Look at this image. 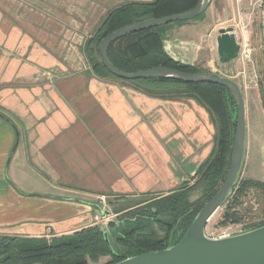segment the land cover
I'll list each match as a JSON object with an SVG mask.
<instances>
[{"label":"crops","instance_id":"1","mask_svg":"<svg viewBox=\"0 0 264 264\" xmlns=\"http://www.w3.org/2000/svg\"><path fill=\"white\" fill-rule=\"evenodd\" d=\"M153 1L0 0V235L53 237L96 226L100 198L112 213L125 211L193 184L212 156L216 126L197 100L153 97L97 77L86 57L109 11ZM197 21L174 26L164 41L173 60L193 67L196 39L207 31ZM253 33L259 76L242 91L240 175L264 182L261 13Z\"/></svg>","mask_w":264,"mask_h":264},{"label":"trees","instance_id":"2","mask_svg":"<svg viewBox=\"0 0 264 264\" xmlns=\"http://www.w3.org/2000/svg\"><path fill=\"white\" fill-rule=\"evenodd\" d=\"M198 2L155 0L126 3L108 12L85 46L86 57L97 77L131 84L153 97L193 98L208 110L217 130L214 152L192 178L193 184L188 182L166 195L146 196L139 205L115 211L117 226L108 228L110 245L105 240L104 228L98 225L53 237L0 235V264H99L104 258L111 259L107 264H116L148 252L168 249L183 239L203 207L222 188L230 168L237 120V104L232 94L226 88L210 83L185 84L155 78L132 82L120 80L107 71L99 52L101 42L108 35L131 24L183 14L194 9ZM204 15L191 21L200 20ZM191 21L176 22L118 39L109 48V60L117 69L130 73L158 67L185 73L203 72L173 60L164 48L169 31ZM194 195L199 196L194 200ZM251 195L257 199L256 204L243 209ZM223 206L221 227L240 225L245 214L250 213L253 218L255 211L261 215L259 219H264V182L238 178ZM262 226L264 222L254 224L249 231Z\"/></svg>","mask_w":264,"mask_h":264},{"label":"water","instance_id":"3","mask_svg":"<svg viewBox=\"0 0 264 264\" xmlns=\"http://www.w3.org/2000/svg\"><path fill=\"white\" fill-rule=\"evenodd\" d=\"M213 0H199L197 6L183 14L161 19L146 20L128 25L103 39L99 46L102 62L114 77L132 82L142 79L176 80L185 84L210 83L226 88L237 104V120L230 168L222 188L203 207L183 239L175 246L156 252L131 257L116 264H264V226L228 238H209L206 228L210 219L223 206L232 187L237 182L244 158L246 137L245 99L240 85L228 77L214 73H185L172 68H152L130 73L112 65L109 48L118 39L152 28L168 26L176 22L191 21L205 14ZM241 45L237 42L234 29H221L217 38L219 62L228 66L241 57ZM116 221L104 228L106 242L110 245L108 228L114 229Z\"/></svg>","mask_w":264,"mask_h":264},{"label":"rangeland","instance_id":"4","mask_svg":"<svg viewBox=\"0 0 264 264\" xmlns=\"http://www.w3.org/2000/svg\"><path fill=\"white\" fill-rule=\"evenodd\" d=\"M257 0H213V4L205 13L203 19L199 22L207 24V31L204 35L196 39L198 49L195 54V60L192 62L197 68L206 73H214L223 77H228L237 82L242 91L245 87L254 83L259 76L258 59L255 56L257 48L254 41L253 26L260 20V13L256 6ZM198 22V21H197ZM234 29L238 43L241 45V57L233 64L224 66L219 62L217 54V38L221 29ZM212 57L215 59V65L212 64ZM239 179H244L242 175ZM199 195H194L195 200ZM253 197V199H252ZM256 198L250 196L246 199L243 209L247 206L256 204ZM225 206H222L210 219L206 228V235L209 238L217 239L222 234H240L249 231L254 224L264 222L261 215L254 212L245 214L246 218L240 225H229L221 227L219 223L222 220ZM114 213V212H113ZM256 214V216H255ZM115 215V214H114ZM116 216L112 221H116ZM106 228V227H104ZM111 259H105L99 264H107Z\"/></svg>","mask_w":264,"mask_h":264},{"label":"built area","instance_id":"5","mask_svg":"<svg viewBox=\"0 0 264 264\" xmlns=\"http://www.w3.org/2000/svg\"><path fill=\"white\" fill-rule=\"evenodd\" d=\"M256 6L259 10V12L261 13V16L264 20V0H257L256 1ZM99 205L101 206L102 208V211L100 213V215H98L96 217V222H97V225L104 228V227H108V224L110 221H112L113 217H115L116 215H114L109 206H108V200L107 198L105 197H102L99 199ZM256 206V205H255ZM257 208V207H256ZM231 236H234L233 234H222L219 238H228V237H231Z\"/></svg>","mask_w":264,"mask_h":264}]
</instances>
